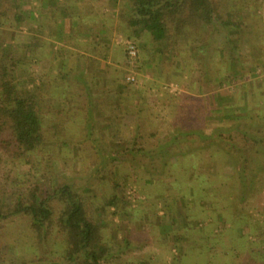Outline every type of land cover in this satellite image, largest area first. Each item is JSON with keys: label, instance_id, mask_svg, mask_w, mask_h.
Masks as SVG:
<instances>
[{"label": "trees", "instance_id": "1", "mask_svg": "<svg viewBox=\"0 0 264 264\" xmlns=\"http://www.w3.org/2000/svg\"><path fill=\"white\" fill-rule=\"evenodd\" d=\"M35 1L55 15L49 20L51 27L56 21L62 25L67 8H75L73 2L68 5L66 1L62 10L50 5L54 0ZM106 1L108 9H117L115 33L136 44L133 64L140 70L152 65L157 74H163L183 41L194 47V54H203L198 69L207 83L209 53L215 51L218 36H222V45L217 47L221 56L233 59L239 69H245L240 38L248 44L256 66L263 67V39L259 34V44H255L249 32L256 25L257 4L264 0ZM32 14L19 0H0L2 29L17 30L33 21ZM94 36L90 31L88 42ZM31 49L33 43L17 40L11 44L0 39V264H117L134 249L128 237L117 242L114 230L106 232L105 224L98 222L96 204L82 195V188L56 179L55 158L66 155L67 147H75L74 138L88 144L91 156L97 157L91 174L93 189L106 188L101 209L111 218L118 217L123 223L131 217L133 194L120 181L119 166H131L146 187L154 186L164 195L171 228L157 241L175 254L168 263L166 258L152 263L148 256L144 261L264 264V224L259 225L253 215L264 196V100L255 106L244 100L241 105L224 107L233 118L230 125L210 133L196 127L177 128L152 147L144 134L145 100L139 101L138 108H129L127 93L124 98L102 100L96 108L91 105L88 84L101 75L96 71L95 52L78 55L83 61L69 79L58 66L55 75L54 65L42 66L47 71L35 76L37 83L29 90L31 76L24 67L36 58ZM22 73L28 80H22ZM104 107H109L114 122L122 123L124 131L117 133L123 148L105 150L96 145L92 113ZM248 111L250 116L244 121L235 116ZM79 123L82 131L75 135L71 127ZM144 159L149 163L142 162ZM226 167L231 168V175L224 172ZM19 178L17 187L22 189L3 191L10 180ZM163 178L173 179L170 190L155 186V180ZM19 219L24 222V232L1 245L7 224Z\"/></svg>", "mask_w": 264, "mask_h": 264}, {"label": "rangeland", "instance_id": "2", "mask_svg": "<svg viewBox=\"0 0 264 264\" xmlns=\"http://www.w3.org/2000/svg\"><path fill=\"white\" fill-rule=\"evenodd\" d=\"M66 1L68 5H71L72 2L75 3L73 4L75 8L69 11L67 8V14L62 25L59 24V21H56L55 26L51 27L50 21L55 15L49 14L46 9L39 5L38 1L19 0L23 9L32 11L33 21H27L24 25H20L17 30L0 28V39L3 43L11 42L12 44L17 40L33 43V49L29 52L33 53L36 58L32 59V63L28 65L29 67H24V71L31 78L28 80L23 75L24 73L21 77L24 81L28 80L27 89L29 90L37 83L35 76L41 70L47 71V68L42 66L54 65L53 75L56 74V66H58L62 74L68 76L67 79H69L70 75L77 72L79 62L83 61L79 57L76 59L68 48L70 42H74L73 38H70V33H68V25H70V20L73 19L69 15L74 14L79 16L75 17L76 19L85 20L88 32L94 31L95 36H97L99 27L102 24L101 21L104 19L99 13L103 10L105 12V9L110 10L106 7L108 4L106 0H54L50 1V5L64 10V4L67 5ZM257 7L258 17L255 22L256 25L249 32L251 34L249 39L255 44H259L256 37L260 34L264 46V2L259 1ZM3 8L2 6L1 10ZM50 9L53 10V7ZM124 40L131 39L116 34L113 47L115 52L120 50L126 58L127 65L125 69L117 71L113 65L105 66V75H98L101 77L99 78L102 82L101 80L89 81L91 105L96 108L98 104L102 103V100H115L117 96L124 98L127 93L130 95L125 103L129 108L133 109L136 106V109L139 107V101L145 100L144 120L147 127L144 129V134L145 137L147 136L149 146H157L160 143L159 141L168 138V135L174 133L177 128L196 127L210 133L219 126H227L233 122V118L224 111V107L234 103L241 105L245 102L244 100H249L255 106L257 102L264 100V56L262 57L263 67L256 66L255 60L250 55L249 46L243 38H240V51L244 59V70L235 66L233 59L230 60L227 56H221V52L217 47L222 45V36L216 37L217 41L213 44L215 51L211 50L213 52L209 53V56H211L208 66L210 81L207 83L201 79L198 69V60L203 54H194V47L191 44L182 41L180 47L174 52L171 61L167 63L165 72L157 74L152 65L145 70H140V68L135 67V64L131 65L128 62L123 46ZM104 48H106V45L98 41V44H95L94 47L96 55L99 56ZM55 57H59L60 61H56ZM118 74H121L120 78L125 75V80L116 77ZM129 76H133L135 82H138L127 81ZM31 79L34 83L31 82ZM108 79L113 80L112 83H109L110 85L106 83ZM57 80L61 82L59 78ZM58 81L57 84H59ZM219 82H222V84L219 85ZM218 100H226L224 102L226 105L218 102ZM109 107H104V109L92 113L95 122L93 134L97 141L96 145L100 144L105 150L123 148L119 142L122 136L117 132L120 130L122 133L124 128L121 122L112 120ZM235 116H238L237 119L244 121L250 116V111L241 115L238 112ZM80 128L79 123L72 126L71 131L77 135L82 131ZM79 142L80 140L74 138L75 147L71 145L64 150L66 155L56 156L54 163L56 179L67 180L76 184V188H82V195H88L93 199L100 217L98 222L105 224L107 233H110V230L115 231V241L119 242L124 237H128L132 242L134 249L124 260H120L117 264H151L144 261L147 256L150 261L153 260L152 263L162 261L163 258H166L167 263L172 262L174 251H168L166 246L160 247L159 244L161 243L157 241V239L165 237L171 228L169 225L171 219L166 218L168 214L164 195L159 194L158 189H154V186L146 187L140 175L135 174L131 166L129 167L127 164H125L126 167L119 166L116 170L120 171V181H124L127 190H130L133 194L130 197L132 201L131 211L129 210L131 217L123 223L119 221L118 217L111 218L108 213L103 212L101 209V207L104 208L103 193L106 188L98 186L93 189L95 179L91 177V174L97 157L91 156L92 150L88 144ZM142 162L149 163L148 159H144ZM224 172L228 175L232 174L231 168L226 167ZM19 181L20 178L10 180L7 185L3 186V191L10 193L16 189H22L17 187ZM172 181L173 179L163 178V180H155L154 183L157 188L163 187L170 190ZM261 198L263 200L259 202L257 211H253L259 225L264 224V196ZM250 200L254 202L253 198H250ZM24 226L22 219L9 222L5 229L7 235L1 241V245L6 244V241L8 243L12 242L17 236H21L24 232Z\"/></svg>", "mask_w": 264, "mask_h": 264}, {"label": "crops", "instance_id": "3", "mask_svg": "<svg viewBox=\"0 0 264 264\" xmlns=\"http://www.w3.org/2000/svg\"><path fill=\"white\" fill-rule=\"evenodd\" d=\"M116 10L117 9L112 8L110 11L105 9V12L104 10L101 12L102 14H105L106 17H104V19L101 21L102 24L99 27L97 36H95L93 40L90 41L89 43L87 41L89 32L86 21L81 19H76L75 17H79L77 15L74 14L69 15L70 18L72 17L73 19L70 20V25H68V33H70L71 35L70 38H73L75 42V43L70 42L69 40L70 44L68 45L69 46L68 48L72 51L70 53L71 54L73 53V56L76 57L77 59L79 57L78 55H89L91 52H96V49H94L95 44H98V41H100L101 43L104 42L106 48H104L103 51L99 54V56L96 57V61H97L96 71L98 73L100 72V74L103 75H105L104 73L105 66L108 67L109 65H113L115 66L114 69H117V71L121 69H125L126 58H124L123 53L120 50H119L120 52L119 51L115 52V49L113 47L114 38L116 36V33L114 31V28L117 23ZM100 78L98 79L99 81L101 80ZM112 81L113 80L108 79L106 83L109 84L112 83Z\"/></svg>", "mask_w": 264, "mask_h": 264}, {"label": "built area", "instance_id": "4", "mask_svg": "<svg viewBox=\"0 0 264 264\" xmlns=\"http://www.w3.org/2000/svg\"><path fill=\"white\" fill-rule=\"evenodd\" d=\"M124 50L126 53V57L129 61V63L132 65L133 62L136 60L137 57V47L134 41L132 40H124L123 41ZM127 81L137 83L135 82V78L133 76L127 77Z\"/></svg>", "mask_w": 264, "mask_h": 264}]
</instances>
